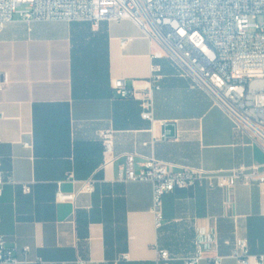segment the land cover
Masks as SVG:
<instances>
[{
	"label": "crops",
	"instance_id": "crops-1",
	"mask_svg": "<svg viewBox=\"0 0 264 264\" xmlns=\"http://www.w3.org/2000/svg\"><path fill=\"white\" fill-rule=\"evenodd\" d=\"M153 48L132 19H109L96 28L87 21L28 22L16 14L0 30L6 80L0 88V170L12 179L2 186L0 233L17 264L101 263L122 253L131 260L121 264H153L158 247L170 251V264H185L201 228L215 241L198 264L218 256L222 264H238L236 237L248 239L251 264H259L264 186L176 189L164 197L165 222L157 229L153 184L121 180L129 152L137 154V169L149 156L210 170L264 164L262 146L237 131L167 59L161 60V88L154 90L155 120L142 117ZM116 79H125L137 97H119ZM106 130L114 131L110 152L101 139ZM24 183L31 192L23 191Z\"/></svg>",
	"mask_w": 264,
	"mask_h": 264
},
{
	"label": "built area",
	"instance_id": "built-area-1",
	"mask_svg": "<svg viewBox=\"0 0 264 264\" xmlns=\"http://www.w3.org/2000/svg\"><path fill=\"white\" fill-rule=\"evenodd\" d=\"M19 14L32 21H87L93 27L109 19H132L149 37L153 45L151 88L142 94V117L154 121V90L161 88L167 59L176 72L187 78L192 87L204 90L232 120L234 128L249 135L264 149V0H0V30ZM128 39L121 41L125 45ZM6 80L0 73V88ZM113 88L121 98L137 97L125 79H116ZM164 138L166 136L164 135ZM105 152L114 146V131L101 134ZM28 145V144H27ZM137 154L125 155L122 181H148L153 184L155 226L165 222L164 197L176 189L206 186L229 189L241 183L264 186L263 165H239L228 170L181 166L146 157L136 167ZM1 165V159H0ZM12 181L0 170V195L3 184ZM93 182L86 190L93 189ZM25 193L32 191L24 183ZM71 199L73 195H61ZM1 221V218H0ZM215 241L212 233L198 229L194 253L185 264H198L206 249ZM28 250V247H26ZM235 257L238 264H251L248 239L236 237ZM129 253L101 263L80 259V264H121L130 261ZM173 257L166 248H157L153 264H170ZM221 257L211 259L222 264ZM17 264L15 251L0 233V264ZM264 264V255L258 257Z\"/></svg>",
	"mask_w": 264,
	"mask_h": 264
}]
</instances>
